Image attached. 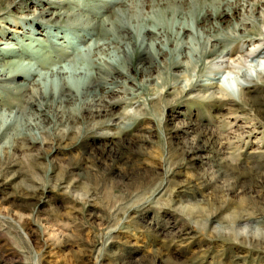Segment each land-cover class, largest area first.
Instances as JSON below:
<instances>
[{
    "label": "rangeland",
    "instance_id": "obj_1",
    "mask_svg": "<svg viewBox=\"0 0 264 264\" xmlns=\"http://www.w3.org/2000/svg\"><path fill=\"white\" fill-rule=\"evenodd\" d=\"M115 1L13 0L0 7V32L12 33L15 49L27 51L24 66L74 50L59 64L67 85L78 89L65 103L75 119L60 127L64 136L50 145L51 153L17 151L14 165L0 171V264H264V171L248 172L252 162L264 161V83L252 94L257 117L248 106L223 116L213 99L178 96L159 110L148 105L183 82L216 78L236 94L244 75L264 74V57H247L264 47V18L258 17L264 0H150L148 6L133 0L130 8ZM41 9L59 18L45 22L37 17ZM245 21L248 32L241 36L236 25ZM36 25L47 32L26 31ZM61 31L64 39L54 37ZM209 33L228 42L204 58ZM174 59L181 66L171 68ZM142 66L148 74L135 73ZM56 69L39 70L37 79L58 107L72 90ZM97 84L119 90L106 99L115 102L110 115L90 118L82 102ZM14 85L0 81V98L11 103L16 129L23 131V117L36 111L38 99L8 96ZM191 112L212 133L209 139L187 124ZM121 120L134 121L124 133L133 141L132 160L114 151V124ZM243 215L250 220H240Z\"/></svg>",
    "mask_w": 264,
    "mask_h": 264
},
{
    "label": "bare ground",
    "instance_id": "obj_2",
    "mask_svg": "<svg viewBox=\"0 0 264 264\" xmlns=\"http://www.w3.org/2000/svg\"><path fill=\"white\" fill-rule=\"evenodd\" d=\"M12 1L13 0H0V7H2L4 4H7V3L10 4ZM140 2L148 6L150 3V0H140ZM114 4H119L120 6H123L124 8H128V7L130 8L133 4V0H117L114 2ZM45 16H47V18H44ZM259 16H260V19L264 18V9L260 13V15L258 14V17ZM37 17H40L41 19L45 20V22H49V23L59 18L55 14H53V12H49L44 9H41L39 11ZM53 23H55L53 24V26L55 28H58L57 21ZM244 23H246V21L243 22L242 24L236 25V28L240 30L238 34H240L241 36L248 32V31L246 32V30H247V27L249 26V23H248V26H245ZM100 25L101 24L99 22H95L93 24L94 29L99 28ZM34 27L35 28L33 29L26 28V31L28 30L27 32H31L34 30L35 32H38L40 35H43V33L47 32L46 28H42L41 26L36 25ZM182 29L184 30L185 27L183 26ZM248 29H252L254 31L255 28L253 27V25H251ZM48 32L53 34V30H49ZM149 32L150 33L154 32V34H157L155 30L152 28H148L147 33ZM11 34L12 33L5 32V31L0 32V43L4 45V47L2 46V49H4V52H0V60H1L0 61V81L15 82L13 89H11L9 86L6 88L9 94L8 96L10 97L13 96L15 98L22 97V96L23 97L24 96L36 97L38 99V102L34 104L36 111L34 113L28 114L23 117L24 130L18 131L16 129L17 119H16V115H12L11 103L8 101L7 98H4V99L0 98V115H3V118H4L3 119L4 121L0 119V171L4 169H9L14 165L12 163L11 158L13 157L12 155H14L17 151H24V150L36 147L38 148L39 151H43V150L47 151V154L49 155L51 153L48 150L50 148V145L56 140L61 139L64 136L63 130L60 127L63 124L68 123L72 119H75L73 115L71 116V114L68 115L67 113H65L66 112L65 103L72 100L78 94V89H74L67 85V82L65 81L63 77L66 74V71L64 70V67H62L59 64L61 58L68 57L74 52L73 49L68 53H64L61 51L60 53L50 55L45 59H41L38 61L36 60L35 63H37V66L32 65L30 62H28L27 65L24 66L23 65L24 60L29 57V54L27 53V51L15 49L16 47H14L13 45L16 43L15 37ZM87 34L92 35V36L96 35V33L95 32L93 33V31L87 32ZM54 37H57L58 39H64L65 35L61 31L59 34L56 32V35H54ZM82 37L83 39H85L86 36L83 35ZM233 37H236V34H234ZM227 42H228L227 38L218 37L217 35H213L209 33L208 41L206 42V46L204 47V52L202 56L204 58H207V57L209 58L210 56H214V55L217 56L222 51V49H224ZM104 44L105 43H102L101 45L98 46L99 51L102 49L105 50V48H102ZM110 44L112 43H106L108 49H109ZM156 46L158 48L157 54L159 55L160 54L159 50H163L161 42H157ZM121 52L122 53L125 52L124 48H122ZM180 55L181 53H178L176 56L179 57ZM247 57H249L250 60L251 59L255 60L256 58H263L264 57V47L260 49L259 51L251 53ZM148 66L146 67L142 66L140 68H136L135 73L137 74L139 72L144 71L145 74H148V69H147ZM179 66H181V64L178 61V59H174L170 62L171 68H177ZM38 67H40V69H38ZM54 67H57L55 72L59 74L60 76H62L63 86L68 88L69 90H72V93H71L72 95L60 97L59 102H58L59 104L58 107L53 106L52 102L50 103L48 102L50 100L49 98L54 97V94L53 93L49 94V92L42 91V85L39 79H37L38 74L40 72L39 70L44 69V70L50 71V73H53ZM101 68L98 65L97 66L94 65V69H95L94 72H100ZM256 71L257 72L255 73L256 74L255 78H250L245 75L244 76L242 75L243 77L242 76L241 77L243 78V81L235 82V85L237 88L236 94H234V92L232 91H228L226 89L227 86L225 84L221 85L219 83V80L216 78H211V79L209 78L211 80L210 82H201V80H197L195 82L192 80L190 81V83L183 82V83H180V85H178V87L174 89L169 88V90L160 92V94H158L154 99L149 100L148 105L152 110H159L160 108L159 105L161 102H163L167 106V104L175 100L176 97L180 96V97H187L190 100H193L194 102H197L198 100L204 101L207 99H213L217 101L216 104L214 105L216 110L218 112H221V115L223 116L227 114H232V113L234 114L236 110L244 109L246 108V106H248L247 110L255 112L256 111L255 105L251 104V101L253 99L252 94L255 92H258V90H261L260 87L257 85V82L264 83V74L261 73L259 70H256ZM82 74H83L82 72L78 73V75H82ZM126 75L130 76L129 74H126ZM150 76L151 75L149 74V76L145 78L146 83L151 82ZM15 77H20V79H15ZM110 80L115 81L116 78L111 77ZM18 87L21 88L20 91L17 90ZM96 87L97 88L89 89L90 94H89L88 100L86 98L87 101L82 102V108L84 111H87V116L90 118L98 117L101 115H110L111 113H110L109 106L111 104H115V102H112L111 100L109 99L106 100V99L110 98L109 96L110 93H113L119 90L117 87H113V88L108 87L107 89H103L101 88L99 84H97ZM133 91L135 92L137 90L133 89ZM134 92H132L131 97L136 96L138 94ZM47 95H50L51 97ZM217 96H219L220 98L221 97L228 98V100L221 102ZM3 109H6L8 111L6 112ZM49 109L51 111L53 109L54 111L51 112L49 111ZM147 113L148 112L146 111V114ZM191 114L192 115L189 116L187 124L193 130L195 131L197 130L198 135L200 137L209 139L212 136V133L207 129L205 125L201 124V121L197 117L194 116L193 112H191ZM255 116L257 117L256 112H255ZM125 118H128L129 120L128 115L123 117V119ZM51 124H53V126L48 127ZM114 125L116 127V131H114L113 133L116 136V140H115L116 145H115L114 151L118 153L119 155H123L127 159L132 160V155L129 153L128 147L131 146L133 141L130 139V137H127V135H125L126 134L125 132H127V130L130 129L134 125V121L132 120V121L126 122V121L121 120L120 123H117ZM3 139H8L7 140L8 142L2 141ZM234 170H235L234 167L228 166L227 171L229 174L233 173L232 171ZM263 171H264V161L262 160L261 161L256 160L252 162L250 166L248 167V172L250 173L249 175L250 177L254 175L262 174ZM114 212L115 211H113L112 213ZM85 215L91 218L93 216H96V214L91 211L86 212ZM249 218H250L249 215H243L239 217V219L243 221H248L250 220Z\"/></svg>",
    "mask_w": 264,
    "mask_h": 264
}]
</instances>
